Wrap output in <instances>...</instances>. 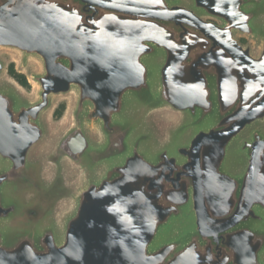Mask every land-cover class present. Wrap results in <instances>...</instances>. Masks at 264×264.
<instances>
[{"label": "water", "instance_id": "1", "mask_svg": "<svg viewBox=\"0 0 264 264\" xmlns=\"http://www.w3.org/2000/svg\"><path fill=\"white\" fill-rule=\"evenodd\" d=\"M263 19L264 0H0V51L42 70L35 102L0 87V264H264ZM162 110L182 116L163 142Z\"/></svg>", "mask_w": 264, "mask_h": 264}, {"label": "rangeland", "instance_id": "2", "mask_svg": "<svg viewBox=\"0 0 264 264\" xmlns=\"http://www.w3.org/2000/svg\"><path fill=\"white\" fill-rule=\"evenodd\" d=\"M239 39L244 46H252L254 53L258 54L259 48L255 44V42L241 36L239 37ZM0 60L5 64V72L0 75V87L11 84L19 90L21 95L27 101L35 102L37 100L38 87L32 81V76L41 73L42 70L39 63L33 60H29L28 62L24 63L18 53L10 50H1ZM11 64L15 65V68L19 73L25 74L31 85L30 89L21 87L17 82H15V80H13L9 76L8 68ZM75 99L76 98L74 94L55 98L53 107L45 115V123L47 125L48 133L47 139L44 140V142H42V144L35 150L33 159L38 158L40 161H44L45 158L53 151V146L55 145L56 140H58L70 128L71 115L75 105ZM62 104L66 106V111L60 120H55L54 112ZM181 121L182 116L180 114L174 113L170 110H162L151 114L148 120V126L156 134L159 140L163 142L167 139L168 132L176 128L181 123ZM262 127L264 128V123H262ZM93 136L95 140H98V133L97 135ZM65 164L71 165L69 162H65ZM43 167L44 178L47 180L48 184H50L49 179L52 175V170L50 169L53 168L51 166H47V164H44ZM72 168L69 169V174L71 173V180L74 183L73 186L78 188L80 184H83L84 176L82 175L80 170L75 167L73 168V170H71ZM70 208L71 202H69V200H64L59 206L57 205V209L54 215L55 218L59 219L64 215V213L69 211Z\"/></svg>", "mask_w": 264, "mask_h": 264}, {"label": "trees", "instance_id": "3", "mask_svg": "<svg viewBox=\"0 0 264 264\" xmlns=\"http://www.w3.org/2000/svg\"><path fill=\"white\" fill-rule=\"evenodd\" d=\"M8 74L9 76L15 80V82H17L21 87L25 88V89H30L31 85L27 79V77L25 76V74L19 73L14 64H11L8 68ZM66 111V106L64 104L60 105L56 111L54 112V118L55 120H60L64 113Z\"/></svg>", "mask_w": 264, "mask_h": 264}, {"label": "flooded vegetation", "instance_id": "4", "mask_svg": "<svg viewBox=\"0 0 264 264\" xmlns=\"http://www.w3.org/2000/svg\"><path fill=\"white\" fill-rule=\"evenodd\" d=\"M70 175V177L69 178H71L72 176H71V173L69 174Z\"/></svg>", "mask_w": 264, "mask_h": 264}]
</instances>
